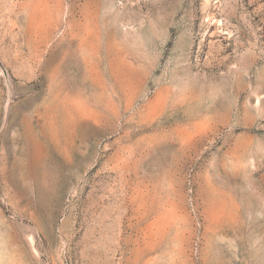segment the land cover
I'll return each instance as SVG.
<instances>
[{"label":"rangeland","instance_id":"rangeland-1","mask_svg":"<svg viewBox=\"0 0 264 264\" xmlns=\"http://www.w3.org/2000/svg\"><path fill=\"white\" fill-rule=\"evenodd\" d=\"M0 264H264V0H0Z\"/></svg>","mask_w":264,"mask_h":264},{"label":"bare ground","instance_id":"bare-ground-1","mask_svg":"<svg viewBox=\"0 0 264 264\" xmlns=\"http://www.w3.org/2000/svg\"><path fill=\"white\" fill-rule=\"evenodd\" d=\"M58 4V3H57Z\"/></svg>","mask_w":264,"mask_h":264}]
</instances>
